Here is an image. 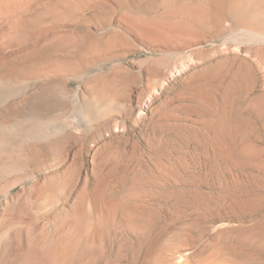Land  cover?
<instances>
[{"label": "rangeland", "instance_id": "obj_1", "mask_svg": "<svg viewBox=\"0 0 264 264\" xmlns=\"http://www.w3.org/2000/svg\"><path fill=\"white\" fill-rule=\"evenodd\" d=\"M17 1L0 264H264V0Z\"/></svg>", "mask_w": 264, "mask_h": 264}, {"label": "bare ground", "instance_id": "obj_2", "mask_svg": "<svg viewBox=\"0 0 264 264\" xmlns=\"http://www.w3.org/2000/svg\"><path fill=\"white\" fill-rule=\"evenodd\" d=\"M17 0H0V7H12L11 5H14V3L16 2ZM18 2V1H17ZM16 2V3H17ZM15 3V4H16ZM264 5H263V3H259V2H257V3H253V6H251L250 8L249 7H245L244 8V10L246 11V14L247 15H254V14H252V12H260V11H264V7H263ZM6 9V8H5ZM16 12V11H15ZM2 13H4V12H2ZM258 14V13H257ZM5 16H7V15H5ZM12 16V15H11ZM9 18V17H8ZM8 23V22H7ZM14 23H15V21H14ZM15 27V26H14ZM263 27V26H262ZM264 28V27H263ZM247 29H249V27L247 26ZM26 46V45H25ZM264 224V223H263Z\"/></svg>", "mask_w": 264, "mask_h": 264}]
</instances>
